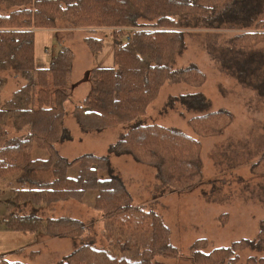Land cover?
I'll return each instance as SVG.
<instances>
[{
	"label": "trees",
	"instance_id": "1",
	"mask_svg": "<svg viewBox=\"0 0 264 264\" xmlns=\"http://www.w3.org/2000/svg\"><path fill=\"white\" fill-rule=\"evenodd\" d=\"M192 0H0V71L14 70L26 84L12 99L0 98V128L7 117H14L17 132L28 133L9 139L0 148V193H14L17 205H53L74 200L88 204L104 218L103 237L107 246L81 245L62 264H154L158 257L176 259L179 252L171 244L170 229L152 211L133 205L122 179L115 173L109 156L83 155L70 162L61 157L55 145L70 140L64 127L67 91L75 55L62 47L48 68L36 65V30H56L59 21L75 30L98 33L116 28L114 62L111 68L92 71L91 95L75 116L85 131H103L131 124L122 139L111 146L110 155H130L137 162L155 167L159 179L175 191L192 190L202 181L200 143L175 128H165L145 121L149 107L166 83L184 82L199 88L205 75L195 65L172 70L176 55L185 51V21L191 9H205ZM121 29H125L126 32ZM128 34L129 41L123 36ZM264 41V34L247 33L236 43ZM86 45L94 56L105 48L103 39L88 37ZM0 78V92L4 86ZM51 85L55 91L51 90ZM198 93L170 100L185 109L204 112L209 104ZM226 111L205 113L190 124L199 136L222 134L232 122ZM35 148L47 151V160L32 159ZM52 172L55 179L44 181L35 175ZM264 176V153L252 167ZM1 195V194H0ZM15 231L43 233L53 238L76 240L86 230L76 219L41 220L32 214L8 221ZM205 240L192 246L194 264H237L236 251L246 248L264 251V222L254 241H241L208 255ZM250 258L247 263H254ZM264 260H260L263 264ZM0 264H25L0 258Z\"/></svg>",
	"mask_w": 264,
	"mask_h": 264
},
{
	"label": "rangeland",
	"instance_id": "2",
	"mask_svg": "<svg viewBox=\"0 0 264 264\" xmlns=\"http://www.w3.org/2000/svg\"><path fill=\"white\" fill-rule=\"evenodd\" d=\"M262 1L258 15L251 5H240L241 2L234 5V0H200L195 3L206 8L191 9L186 15L190 20L185 21L182 29L185 51L175 56L170 67L180 71L195 65L205 75L206 82L199 88L184 82L166 83L148 109L146 123L178 129L200 143L202 181L189 191L172 190L159 179L155 167L139 163L130 155H110V147L122 139L131 124L103 131H85L75 116L76 107L92 93V71L98 68L97 57L103 52L92 55L86 39L95 37L103 39L105 45L110 44L111 35L115 41L116 28L92 33L72 29L67 22L59 21L56 30H39L36 34L39 67H46L62 47L71 49L75 55L70 74V97L63 121L70 140L55 145L58 154L70 162L87 154L110 157L133 205L154 212L170 229V242L179 257H158L154 264H194L192 246L198 241L207 242L204 254L208 255L213 250L228 248L241 241H254L260 233L264 222V176L254 174L252 167L264 153V41L254 44L249 41L245 46L236 43V39L247 33L264 34ZM0 13H8V9H0ZM223 13L233 21L216 27L219 24H215V18L227 20ZM207 28L219 30V33L213 30L209 33ZM0 78L5 82L0 92L2 100L12 99L14 93L26 84L14 70L0 71ZM193 93L206 98L204 103L209 104L206 111H189L178 102L169 104L174 97ZM219 111H226L233 118L222 134L201 137L195 133L190 124L193 118ZM13 118L7 117L1 125L0 148L9 139L28 133V129L17 132ZM48 158L47 151L35 148L32 152L34 160ZM35 176L44 181L55 179L52 172H40ZM0 194V258L25 264H62L64 258L81 245L107 246L103 237V215L91 207L94 195L88 204L69 200L35 206L31 203L17 205L12 200V192L5 190ZM32 214L41 220L76 219L84 224L86 232L73 240L53 238L43 233H24L9 227L8 221L13 217ZM236 252L240 259L237 264H248L250 258L255 259L252 264L264 260V251L246 248Z\"/></svg>",
	"mask_w": 264,
	"mask_h": 264
},
{
	"label": "crops",
	"instance_id": "3",
	"mask_svg": "<svg viewBox=\"0 0 264 264\" xmlns=\"http://www.w3.org/2000/svg\"><path fill=\"white\" fill-rule=\"evenodd\" d=\"M238 2H241L240 5H251L257 15L261 13V7L260 6H262V4H263L262 0H250L249 2H247V0H234L233 4L234 5L238 4ZM219 15H220V13L218 14V16ZM223 15L227 18V20L223 19V21H222V17L220 19H218V18L216 19L215 18V22H216L215 24H219V25H216V27L221 26L220 25L221 23L228 24V22L230 23V22L233 21V19L230 18V16L228 14L223 13ZM210 28H207L208 29L207 31H209V33H211L212 30H213V32L219 33V30L210 29ZM38 31L39 30L36 31L35 35L37 34ZM48 32H50V31H48ZM111 37H112V40H111L110 44H106L102 54L97 57V66H98V68H111L112 65H113V62H114V42L115 41H114V36L111 35ZM46 49H45V53L47 52ZM35 56H36V51H35ZM42 56H43V54H42ZM41 58H43V57H41ZM49 64L50 63H48V65L46 67H45V65H44V67H39V64H38V61H37V56H36V65H37V67L39 69L48 68ZM50 88H51L52 91H55V89L53 88L52 85H51ZM66 89L70 93V89H71L70 77H69V84H68V87Z\"/></svg>",
	"mask_w": 264,
	"mask_h": 264
},
{
	"label": "built area",
	"instance_id": "4",
	"mask_svg": "<svg viewBox=\"0 0 264 264\" xmlns=\"http://www.w3.org/2000/svg\"><path fill=\"white\" fill-rule=\"evenodd\" d=\"M121 31H122V30H121ZM124 39L127 40V41H129V40H130V37H129L128 35H125V34H124Z\"/></svg>",
	"mask_w": 264,
	"mask_h": 264
}]
</instances>
